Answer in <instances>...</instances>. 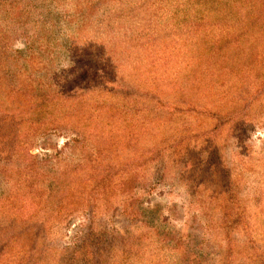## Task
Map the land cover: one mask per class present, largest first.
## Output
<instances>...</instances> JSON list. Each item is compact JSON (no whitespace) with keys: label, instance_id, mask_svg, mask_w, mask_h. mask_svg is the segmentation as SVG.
<instances>
[{"label":"rangeland","instance_id":"obj_1","mask_svg":"<svg viewBox=\"0 0 264 264\" xmlns=\"http://www.w3.org/2000/svg\"><path fill=\"white\" fill-rule=\"evenodd\" d=\"M84 1L59 0L57 9L72 12ZM116 1L111 10L121 12V26L103 25L107 39L122 41L119 48L124 49L113 58L100 41L97 24L78 32L77 23H66L57 12H38L40 27L49 34L39 38L35 48L50 78L57 75L79 95L94 92L84 97L89 102L81 101L76 113L68 109L73 114H66L62 106H68L52 102L31 110L29 122L5 126L0 159L8 164L28 152L37 163L82 166L73 173L78 179L61 188L64 202L53 216L55 228L41 238L49 241L41 255L28 249V234L12 221L19 214L14 212L16 202L6 196L14 192L17 177H11L9 186L0 182V197H5L0 201V264H153L156 256L173 264L174 251L151 246L141 251L136 246L140 233L133 232L127 216L112 212L127 192L112 185L97 198L98 192L90 191L94 168L87 153L93 148L108 160L159 150L165 156L173 153L176 162L168 164L162 185L137 193L144 195L145 218L162 230L191 234L214 245L216 264H264V0ZM26 2L19 0L18 8L28 9ZM144 2V8L133 10ZM66 39L72 45L61 43ZM23 44L16 39L13 49L22 50ZM123 78L140 86V92H118ZM107 104L126 111L103 108ZM53 121L68 123L85 138L74 142L70 131L48 133ZM217 121L227 127L213 131ZM211 141L223 145L225 164L241 162L240 196L250 231L220 228L219 205L225 195L220 172L216 165L202 167L196 155ZM87 200H97L98 219L106 223L102 252L76 245L82 242L80 213ZM97 227L100 230V222Z\"/></svg>","mask_w":264,"mask_h":264},{"label":"trees","instance_id":"obj_2","mask_svg":"<svg viewBox=\"0 0 264 264\" xmlns=\"http://www.w3.org/2000/svg\"><path fill=\"white\" fill-rule=\"evenodd\" d=\"M18 1L0 0V136L6 133V125H14V122L16 124L24 123L25 119L29 122L34 115L30 112L31 110L38 107L43 109L45 105L52 102L64 103L68 106H62L66 114H73V112H66L68 109L75 110L76 113L81 101L89 102L88 98L85 99L84 97L89 94L92 95L94 92L91 89L89 92L79 95V90L76 91L67 87L57 75L50 78L48 69L38 59V51L35 48L37 40L49 34V29L40 27L38 22H40L41 15L38 12H57L66 23L69 21L77 23L78 32L87 30L91 25L90 23L97 24L100 36H103L100 41L112 58L124 49L119 48L122 41L107 39L109 33L103 29V25L109 22L117 24L118 27L121 26L118 20L122 15L121 12L111 10V4L116 3V0H85L80 2L84 4L72 11L73 13L67 10L65 12L58 11L59 0H27L26 6L28 9L26 10L18 8ZM145 4L144 2L133 10L144 8ZM51 7H53L52 11H50ZM97 21L98 23H96ZM82 35L84 34H81V37ZM16 39H23L24 49H13L12 44ZM61 43L65 46L72 45L71 40L68 39L61 41ZM72 57H74L73 54ZM74 58L76 59L77 55ZM38 74H42L45 78H40L41 75L37 77ZM125 78L127 79L126 76ZM123 79L119 80L118 92L122 95L129 92H131L130 95H134V93L140 92L137 89L140 86L134 83L131 84L128 81L129 79ZM103 108L126 111L125 107L115 106L114 104H107ZM127 108L131 109L133 105H128ZM221 125L227 127L225 122L217 121L212 130L218 132L222 127ZM232 125L230 124V127ZM49 127L46 129L48 133L59 134L70 131L71 135L75 136L73 138L74 142H81V137L85 138L77 128H72L68 123L63 124V122L53 121ZM204 144V152L202 154L197 152L196 155L199 156L202 167L203 163L205 166H217L225 194L219 205L221 230L250 231L249 222H247L248 211L247 208L242 206L240 196L241 179L239 178L240 165L238 164H241V162L239 160L234 162L232 159L230 164L229 162L225 164L224 151H222L224 149L223 145L217 141L204 142ZM84 151L87 153V150ZM163 152L164 150H159L155 154L146 155L142 153L138 156L130 155V157L120 160H108L103 157L104 152L93 148L87 153V160L92 163L94 168L90 177L94 183L90 186V191L98 192V198L113 185L119 187V189L121 188L124 193H128V196H125L119 204L112 207V212L120 211L122 215L127 216L126 218L133 232L136 230V233H140L136 246L141 251L147 246H151L152 250L166 249L174 251L173 264H216L219 254L216 252L214 245L205 241H197L194 235L191 234L185 236L180 232L157 228L152 221L144 216V195L143 193L137 195V193L141 190L147 191L160 187L166 178L168 164L175 161L171 158L175 156L173 153L172 156H165ZM24 156L26 158H22ZM17 157L20 158L10 164L5 162V159H0V182L9 186L13 183L11 177H17L15 182L17 186L14 192L6 196V199L12 198V202H16L14 212L19 214L12 221L20 226L22 234H28L29 239L26 244L28 249L32 253L41 255L45 252L49 243L47 239L41 240V238H44L47 230L55 228L56 224L53 223V216L56 211L61 209V204L64 202L59 198L61 188L63 185L66 186L68 182L73 183L78 179V176H73V173L82 165L79 162L73 164L66 162L65 165L69 167L63 169L65 165L58 164L56 167L53 163L49 164L50 161L48 160H40L37 163V158L28 152ZM217 160H219L218 163ZM143 170H145V174ZM147 172H149V175H147ZM43 182L48 187L44 186ZM1 200H5V197H0ZM97 200H87V204L81 206L80 215H83V220H81L82 226L79 239L82 242L76 245L81 247L89 245L92 251L97 249L102 252L104 243L107 241L105 234L102 232L106 230V223H104V220L98 219ZM256 201L260 203L261 199L258 198ZM99 222L100 230H97L99 229L97 227ZM8 229L13 231V235L17 233L15 228L14 230L12 228ZM133 238L135 239L134 233L132 240ZM254 241L252 237V242ZM220 258H222L221 255ZM153 264H168V262L166 259L162 260L161 257L156 256Z\"/></svg>","mask_w":264,"mask_h":264}]
</instances>
